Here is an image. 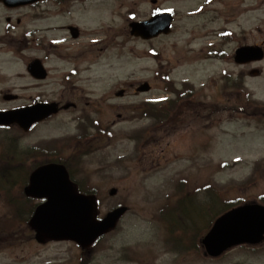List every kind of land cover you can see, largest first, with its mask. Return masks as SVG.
I'll use <instances>...</instances> for the list:
<instances>
[{
  "label": "rangeland",
  "instance_id": "rangeland-1",
  "mask_svg": "<svg viewBox=\"0 0 264 264\" xmlns=\"http://www.w3.org/2000/svg\"><path fill=\"white\" fill-rule=\"evenodd\" d=\"M206 1L161 0L160 6L173 9L176 16L169 35L161 36L154 41L118 36L108 46L110 48L105 52L103 56L105 58L100 59L96 52L93 70L80 75V88L84 90L80 93L82 95L93 93L90 98L91 106L98 105L101 108L100 120L103 123L116 120L115 113L120 111L117 105L139 106L144 100L167 99L169 93L163 90L165 83L163 76L157 75L158 70L165 72L166 69H173L170 78L176 85L181 83L179 80L185 79L197 88L194 100L202 102L206 108L202 113L207 114L196 123H187L183 130L168 135L157 133L158 137L162 138L158 142L157 137L152 136L154 131L150 130L147 139L140 141V138L138 143L120 134L147 126L151 120L128 117L113 126L111 130L115 134L114 138L100 140L101 147L84 156L82 177L94 180L97 184L103 197L100 213H105L117 201H124L129 208L118 230L113 233L114 249L97 252L92 264H264V243L256 247H236L217 259L204 257L201 251L189 250V253H183L178 248L165 246L164 230L154 218L161 203L159 191L161 190L164 195L171 193L174 183L179 178L188 180L190 190L195 188L198 190L195 202L201 204L205 201L207 204L204 206L208 204L210 206L212 202L207 193L199 192L203 183H212L215 187L222 188L221 197L225 199L257 200V197L264 193V161L256 168L253 178L246 180L252 174L255 161L264 160V116L251 115L253 106L246 102L242 94H238L229 86L230 79L225 80L222 77L225 72L229 73L231 78L242 72L244 76L246 75L245 86L251 96L257 101L264 102V59L247 65H237L232 58L238 44L264 41V0H214L208 7ZM105 3L120 10L117 0H107ZM138 5L136 8L139 10V17L148 18L153 5L149 0H141ZM213 9L218 12H212ZM246 9L251 12H244ZM106 13L110 17L109 22L108 16H102L85 26L94 33L90 34L91 36L98 39L106 38L103 31L117 28V21H111V12ZM7 14L0 11L1 35L5 28L3 18ZM107 25L112 28L104 29ZM223 27L232 28L235 36L222 40L216 31ZM117 29H121V19L120 27ZM208 42L211 43L207 44ZM212 49H222L225 54L216 58L207 56L206 51ZM150 51H153V55ZM118 53L121 54L122 61H118L116 56ZM27 57L28 54L23 56L13 55L8 51L4 54L0 52V72L4 75L0 77V108L24 104L28 95L33 96L37 93L36 89L26 91L25 84L31 83V80L28 81V76L25 78L19 75L25 72ZM53 63H61L66 69L71 67L70 63L56 58L49 60V64ZM159 65L166 66L161 69ZM251 69L261 70V74L250 75ZM59 78L60 75L57 76V79ZM143 81H148L151 85L149 92L137 93L129 88L123 99L113 95L124 83L137 86V83ZM58 83L48 82L43 90L56 94L54 98H58L60 92ZM5 93L18 94L19 98L14 101L2 99ZM102 104L113 106L103 107ZM80 106L84 107V101H81ZM240 107L244 108L246 113L238 112L236 108ZM73 116L60 115L42 128L41 134L74 133L75 122H70ZM67 122L70 123L66 124ZM14 134V131L0 132V154L5 144L6 159L13 152L11 147L16 149L13 144L17 142L11 138ZM148 139L149 141L145 142ZM35 140L36 137H25L23 143ZM71 150L72 147L68 152ZM153 150L149 162H155L156 154L161 150L160 164L149 169V162H145L144 153ZM120 157L128 159L116 163ZM249 157L256 160L251 161ZM222 162H227L228 166L220 169L217 165ZM29 165L27 161L24 169H28ZM9 169V166L0 164L1 179L3 170ZM240 181L244 182L240 185L234 184ZM114 186L117 189V197L108 199L110 197L107 190ZM20 187L22 190L20 183L16 184L15 190L11 191L14 195L8 197L5 190L0 192V264H59L65 261L68 262L66 264H70V257L77 252L72 245L53 243L39 246L30 240L25 222L26 213L22 218L16 219L9 215L13 203L22 198ZM38 202L31 199L30 203L35 205ZM190 202L194 203V200ZM217 204L214 205L217 209L209 210L208 215L218 211L221 203ZM202 214L203 218L207 217L206 211H202ZM197 224L199 227L203 224L200 218L197 219ZM178 225L176 222L175 226ZM170 230L169 235H172L171 232L174 231ZM195 231L196 229L188 235L190 243ZM110 238L111 236L106 241L108 242ZM122 247L126 249L121 250ZM194 247H198V244ZM129 251L130 253L132 251L134 261L129 260L130 255L128 260L124 259Z\"/></svg>",
  "mask_w": 264,
  "mask_h": 264
},
{
  "label": "water",
  "instance_id": "water-1",
  "mask_svg": "<svg viewBox=\"0 0 264 264\" xmlns=\"http://www.w3.org/2000/svg\"><path fill=\"white\" fill-rule=\"evenodd\" d=\"M38 0H2L8 6H17ZM171 18L167 14L155 15L152 19L133 25V32L145 38L156 36L159 32H168ZM243 50V51H242ZM252 49H241L238 57L246 58ZM260 57L253 54V57ZM237 59V58H236ZM241 60V59H239ZM237 59V61H239ZM141 90L148 89L145 85ZM51 107H24L0 112V124H17L23 130L43 118ZM27 195L46 197L47 201L36 207L29 226L35 230L39 242L48 239L74 240L81 246L91 244L98 236L115 226L125 208L108 213L103 220L95 219L93 198L78 195L68 180L64 167L45 165L37 168L30 176V185L25 189ZM114 194L115 191L110 192ZM264 239V206L258 204L243 205L227 211L218 217L203 238L207 253L217 256L227 248L241 244H255Z\"/></svg>",
  "mask_w": 264,
  "mask_h": 264
},
{
  "label": "flooded vegetation",
  "instance_id": "flooded-vegetation-1",
  "mask_svg": "<svg viewBox=\"0 0 264 264\" xmlns=\"http://www.w3.org/2000/svg\"><path fill=\"white\" fill-rule=\"evenodd\" d=\"M52 1L54 3H48ZM52 1H48L46 4L36 3L27 5L24 13L16 14L15 22L17 25H14L15 30L9 35L0 37V46L4 47L2 48L3 50L6 51L8 49L14 53L17 50L19 52L26 51L32 55L30 59L39 58L44 64L50 57L70 62L72 63V68L70 69H73L75 73L73 75H77L79 73L77 67L93 54V45L83 40L86 38V33L81 28V25L86 24L92 16V10L85 1L81 3V0ZM23 19L24 27L19 31ZM127 26L128 20L124 25V29L128 34L129 30ZM121 35L122 31L115 32L112 40ZM51 39L53 41H50ZM48 71V77L45 81L50 79L52 75L51 71L59 73L65 79V81L62 79L63 84L58 103L59 105L69 104V108L61 111L78 112L80 105L76 99L78 98L77 92H80V89L77 85L70 82L73 78V75L70 73L71 70L65 72L64 68H48ZM31 79L34 82L41 81ZM35 101V99L31 98L29 103L32 104ZM187 104L185 103L181 106L182 118L185 117L183 109L187 107ZM84 114H79L78 117L82 116L85 119ZM125 117L123 113H117L118 121L124 120ZM77 133H80V130ZM147 160L149 161L150 159L148 158Z\"/></svg>",
  "mask_w": 264,
  "mask_h": 264
},
{
  "label": "trees",
  "instance_id": "trees-1",
  "mask_svg": "<svg viewBox=\"0 0 264 264\" xmlns=\"http://www.w3.org/2000/svg\"><path fill=\"white\" fill-rule=\"evenodd\" d=\"M10 176V177H9ZM14 176L12 177V171H5L3 170V177L2 180H14Z\"/></svg>",
  "mask_w": 264,
  "mask_h": 264
}]
</instances>
